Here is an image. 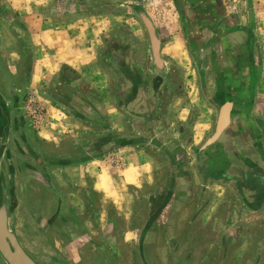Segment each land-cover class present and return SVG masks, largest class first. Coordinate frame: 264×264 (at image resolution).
Returning a JSON list of instances; mask_svg holds the SVG:
<instances>
[{
    "label": "crops",
    "instance_id": "crops-1",
    "mask_svg": "<svg viewBox=\"0 0 264 264\" xmlns=\"http://www.w3.org/2000/svg\"><path fill=\"white\" fill-rule=\"evenodd\" d=\"M0 1L15 21L8 30L32 50V86L46 85L51 78L59 90V74L67 67L87 86L94 109L118 121L121 115L107 99L111 75L105 44L112 40L108 44L113 48L119 35L144 42L148 30L150 155L137 147L121 148L73 166L82 169V181L70 180L72 188L86 185L97 195H110L119 182L134 185L141 173H149L145 182L154 192L163 186L167 169L180 186L195 192V204L206 202L205 214L221 197L230 203L239 197L248 214L264 212V0ZM4 45H12L10 36ZM133 49L125 44L126 63L114 71L128 83L141 71ZM111 123L119 130L116 121ZM251 127L258 131V149L251 147ZM118 161L122 169H117ZM175 164L180 175L171 167ZM226 165L232 174L223 179L201 174L206 166ZM241 179L249 185L238 195L231 186ZM252 180L259 187L251 186Z\"/></svg>",
    "mask_w": 264,
    "mask_h": 264
},
{
    "label": "flooded vegetation",
    "instance_id": "flooded-vegetation-1",
    "mask_svg": "<svg viewBox=\"0 0 264 264\" xmlns=\"http://www.w3.org/2000/svg\"><path fill=\"white\" fill-rule=\"evenodd\" d=\"M1 21L10 29L13 17L0 1ZM8 29L0 31V202L7 213L9 230L37 264H159L157 251L161 244L166 246V256L170 255L163 264H203L202 259L193 257L201 243L219 244L223 255L240 244L245 235V218H239L237 213L242 211H225L224 220L216 227L217 211L205 214L206 202L199 200L195 204V192L189 186H180L166 174L167 169L159 184L164 187L145 195L144 219L137 223L131 212L124 226L121 213L111 216L107 210L102 211L96 200L98 195L88 186L75 190L64 174L60 177L65 186L57 179L55 171L82 165L112 150L137 147L150 152L148 30L144 31V42L134 36L125 41L119 35L113 48L108 44L112 40L105 44V67L112 78L107 99L121 115L119 130L113 128L109 117L94 109L88 100L87 86L82 79L76 81L69 68L63 67L59 74V90L40 86L39 93L65 114L72 127L76 123L89 130H72L71 138L56 142V149L50 151L39 139L25 109L32 87V50L22 46L17 35ZM7 36L12 41L9 47L4 45ZM125 44L136 46L133 51L141 71L134 83L114 76V71L126 63ZM251 135V147L258 149L260 141L254 127ZM171 167L180 175L179 165ZM66 186L69 188L64 189ZM182 210L189 212L187 225L193 223L195 228L183 226L176 236L174 224ZM197 219L205 225V231L197 229ZM254 254L253 262L248 258L251 261L246 264H264L260 261L263 253ZM249 255L246 253L245 258ZM0 264H8L1 254Z\"/></svg>",
    "mask_w": 264,
    "mask_h": 264
},
{
    "label": "rangeland",
    "instance_id": "rangeland-1",
    "mask_svg": "<svg viewBox=\"0 0 264 264\" xmlns=\"http://www.w3.org/2000/svg\"><path fill=\"white\" fill-rule=\"evenodd\" d=\"M2 23V24H1ZM15 23V21L13 22ZM0 31L2 32L3 30H7V25L3 21L0 22ZM14 25V24H13ZM17 27V26H16ZM13 28V26L11 27ZM15 30V29H14ZM55 79L49 78L47 80V84L45 85L46 87L49 86V89L52 88L53 83ZM39 88L40 86L38 84H33V86L30 88L28 96L25 100V109L26 112L29 109V100L32 98H36V102L38 101V108L43 112V124L40 127H37L34 129L36 130L37 134L39 135V139L43 142L44 145H46L47 149L50 151H53L56 149V144L57 143H64L68 138H71L70 135L72 134V130H78V131H86L88 132L89 130L87 128H84L80 125H77L72 127L71 122L69 119L65 116V114H62L59 111L54 110L48 103L45 101V98L39 93ZM35 104V103H34ZM43 106V107H42ZM42 107V109H41ZM113 123L116 121L117 126H119V121L118 118L117 120L110 119ZM113 126V124H112ZM118 127H116L117 129ZM45 131V132H44ZM57 142V143H56ZM149 151V150H146ZM148 155H150V152ZM150 159V156H148ZM117 169H122V161H118L117 163ZM150 168V167H149ZM205 171H203L202 176H204L206 179L209 177H218V178H224L226 176H229L232 174L230 167L227 165L224 167V169H217L213 167H205ZM117 169H111V173L113 174L114 179L118 176V171ZM82 170V169H81ZM81 170L74 169L72 167H68L62 170H57L55 171V174L58 175L57 179L60 180V183L65 186L61 180L60 175L64 174L65 179L72 180L73 178L76 179L77 182L82 181V174ZM150 170V169H149ZM150 172V171H148ZM142 176H140L141 180H139L137 183L134 185H123L121 182L118 183L117 188L115 191L110 194V195H98L96 197V200L98 202V205L100 206V209L107 210L111 216H116L118 213H121V219L123 221V226L128 224V221L131 217V212L132 214L135 215V220L137 223L141 222L144 217L142 213V209L145 208L146 206V194L150 192V182H145L147 179V176L149 173H141ZM92 175H90L87 178V181L93 180ZM223 181V180H221ZM256 180L250 181L251 186L254 187H259L258 182H255ZM225 182V181H223ZM248 181L245 179H241L240 181L236 182L231 186V188H235L234 192L236 194H240V191L242 187L246 188L248 186ZM64 189H68L69 187H63ZM135 190V191H134ZM232 192V191H231ZM135 195L138 196V199H135ZM241 195V194H240ZM226 197H221L218 201H220L215 208L217 211V216H218V221H216L215 226L217 227L219 225L220 221H223L225 218V211H237L241 213L239 214V218H245V225L244 228H242V231L245 232V235L242 236L240 239V244H238L235 248L231 249L226 255L221 254L220 251V245L217 243H201L199 246L195 248V253L193 254V257L197 260L202 259L203 264H246L249 263L253 257H255L254 252L257 254V252L263 253L260 257V261H264V212L263 213H255L252 212L248 214L246 211L243 212V208L240 205V198L238 197L231 201L228 202V200L225 199ZM233 198V197H229ZM138 200V202H137ZM205 200H209L210 198H205ZM222 200V201H221ZM209 203V202H208ZM230 203V204H227ZM141 208H140V206ZM192 204H194L192 202ZM258 209V208H257ZM246 214V215H242ZM188 215L189 212L186 213L184 210H182L176 217V222L174 224L175 226V233L176 236L180 234V230L183 228V226L187 227L188 229L195 228V224L191 223L190 225H187L189 223L188 221ZM236 215V214H235ZM120 219V220H121ZM197 225L199 230H204L205 225H203L199 219H197ZM205 218L202 219V222H205ZM122 223V222H121ZM209 225V222L207 223L206 227ZM220 226V225H219ZM220 227H218L219 229ZM193 231V230H192ZM207 232V231H206ZM204 235H207L205 232L203 233ZM215 234H212V236ZM161 243V242H160ZM160 249L157 251V259L159 260V264H163V260L169 259L170 255L166 256V246L164 245H158ZM258 250V251H257ZM193 251V252H194ZM246 253H250L249 256L245 258ZM248 258H251L249 261ZM245 259V260H244ZM214 260V261H213ZM256 260V259H255ZM196 261L195 263H197ZM253 262V260L251 261ZM193 263V264H195Z\"/></svg>",
    "mask_w": 264,
    "mask_h": 264
},
{
    "label": "water",
    "instance_id": "water-1",
    "mask_svg": "<svg viewBox=\"0 0 264 264\" xmlns=\"http://www.w3.org/2000/svg\"><path fill=\"white\" fill-rule=\"evenodd\" d=\"M150 31V26H148ZM0 254L8 264H37L7 226V213L0 202Z\"/></svg>",
    "mask_w": 264,
    "mask_h": 264
},
{
    "label": "built area",
    "instance_id": "built-area-1",
    "mask_svg": "<svg viewBox=\"0 0 264 264\" xmlns=\"http://www.w3.org/2000/svg\"><path fill=\"white\" fill-rule=\"evenodd\" d=\"M36 99H37V97L29 100L28 105L30 107L27 111L28 117H29L30 121L32 122V124L35 128L40 127L43 124V116H42L43 112L38 108V106H40L38 104L39 100L37 101V104H36V102H33V101H36ZM39 103H40V101H39ZM42 107H41V109H42Z\"/></svg>",
    "mask_w": 264,
    "mask_h": 264
}]
</instances>
